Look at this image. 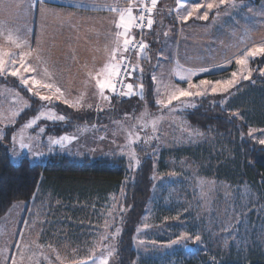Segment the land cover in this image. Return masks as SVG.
<instances>
[{"label": "rangeland", "instance_id": "rangeland-1", "mask_svg": "<svg viewBox=\"0 0 264 264\" xmlns=\"http://www.w3.org/2000/svg\"><path fill=\"white\" fill-rule=\"evenodd\" d=\"M253 1L235 0L237 5L246 4L247 7L226 9L224 17L212 21L211 32L210 26L206 27L207 35L211 37L205 39L203 46L211 47L214 56L222 50L223 57L232 58L231 63L215 68L210 74L215 75L214 78L208 75L207 80L215 82L231 78V73L241 67L235 64L232 54H241L247 47L264 42V14L261 11L264 0L257 4ZM28 3L29 0H0V21L5 24L17 21L16 12L19 8L23 12ZM240 13H245L247 21H239ZM213 14L215 17V12ZM252 17L260 19L259 24L251 21ZM220 21L221 31L217 28ZM135 31L133 28V35ZM170 61L169 79L179 80V76L188 74L189 71L182 69L175 59ZM246 67L253 70L255 82L243 81L227 105L221 106L224 94H219L214 100L208 99L207 106L217 103L224 109L234 122L238 141L246 140L253 146L260 145V130H264V77L258 71L264 67V60L260 57L249 60ZM202 74L198 72L193 77ZM198 79L195 84H199ZM163 80L155 82V107H150L149 102L139 96L124 104L120 103L123 99L120 97L105 101L99 91L76 89L74 85L68 90L61 89L64 93L61 100L49 104L28 93L19 80L17 83L22 90L2 82L0 143L4 142L5 136L9 137L7 151L14 164L22 158H27L30 163H44L55 154L78 159L122 158L128 178L134 176L129 171L132 152L140 161L150 157L153 164L155 160L147 204L132 236L137 254L135 264H185L198 257L218 263L241 260L249 263L250 257H263L264 204L247 181L229 170L233 156L231 145L228 146L222 134L211 129L202 132L184 116L185 111L195 108L184 107V104L198 107L204 104L205 98H182L183 103L173 102L175 111L163 109L156 104L157 99H167L156 95L157 88L167 89L168 85L161 83ZM171 87L165 92L166 96L176 87L181 88L180 85ZM37 90L45 95L52 94L47 89ZM206 96H214L210 88ZM65 98L75 106L64 104ZM234 111L242 113L243 119L232 117ZM51 113L64 115L66 120L49 121L47 116ZM21 115L24 116L22 121L19 120ZM37 116L40 119L35 124L24 127ZM39 127H44L46 132L39 134ZM250 129L255 139L249 138ZM13 135L16 136L15 144L12 143ZM64 135L77 139L65 141L62 147L49 142V137L59 139ZM136 136L141 139L136 141ZM22 140L31 149L21 148ZM13 149L18 155L13 154ZM154 149L156 156L151 155ZM41 189L38 185L30 204L14 203L0 218V264H12L13 254L17 264H75L89 260V257L95 258L97 264L105 258L108 264H114L116 228H120L118 197L108 193L69 205L51 194L42 195ZM237 221L240 222L238 227ZM197 231L201 232V243L181 238L182 233L191 235ZM105 236L109 239H104ZM177 240L179 243H172ZM17 241L21 243L20 248ZM5 256L8 257L6 261Z\"/></svg>", "mask_w": 264, "mask_h": 264}, {"label": "crops", "instance_id": "crops-1", "mask_svg": "<svg viewBox=\"0 0 264 264\" xmlns=\"http://www.w3.org/2000/svg\"><path fill=\"white\" fill-rule=\"evenodd\" d=\"M133 2L134 0H49L44 5L43 11L37 4L33 12L29 10L32 4V0H29L23 12L20 8L16 12L17 21H9L7 25L12 28L35 27L41 37V48L47 61L50 78L44 75L42 65V76L38 79L53 83L65 90L74 85L76 89L98 91L94 77L108 63L110 49L115 46L116 40L115 20L118 16L110 12L108 6L127 8L129 4H132L134 15H137L138 5ZM191 2L195 0H189L187 4L185 0H179V2L178 0H158L152 13L153 29L151 32L147 29L144 36L145 42L149 43L150 47L143 50V53L140 51L141 56L138 57L136 54L133 58V63L139 65L138 78L134 80V83H141L144 76L149 75L153 89H155L152 76L156 75L157 79H164L161 83L168 85L166 91L171 90V86L177 85L187 88V80L179 81L168 78L171 59H175L185 71L198 69L199 66L220 68L232 59L228 55L223 57L222 50L217 51L214 56L211 47L203 46L205 39L209 36L206 27L210 26L211 32L212 21L217 20L214 19L213 13L211 14L213 18L209 21L190 19L187 25H181L178 22V16L184 14V8L190 7ZM223 13L224 10L221 11L220 18L224 17ZM244 15L245 13L238 15L239 21H247ZM251 21L259 24L260 19L252 17ZM217 28L221 31V21L217 24ZM170 29L174 31H169ZM164 32H168L167 37L164 36ZM31 43L35 48V37L32 38ZM239 54V52L233 53L231 57ZM208 59L210 61H207ZM158 61L159 66L157 67ZM140 68L143 69L142 76ZM211 73L212 71L205 72L201 76L191 78L192 83L195 84V80L200 77L207 79L206 76ZM156 90L160 92L159 98H167L166 91L162 88Z\"/></svg>", "mask_w": 264, "mask_h": 264}, {"label": "trees", "instance_id": "trees-1", "mask_svg": "<svg viewBox=\"0 0 264 264\" xmlns=\"http://www.w3.org/2000/svg\"><path fill=\"white\" fill-rule=\"evenodd\" d=\"M259 1L254 0L253 3L257 4ZM214 76L212 74L209 77L214 78ZM2 82L21 89L17 79L13 77H2L0 83ZM142 83L144 84V100L149 102L150 107H155L150 76H144ZM203 98H205L202 102L204 104L185 111L186 120L202 132H209L211 129L227 139L233 154L229 161L231 166L229 170H232L233 175L247 181L258 194L260 202L264 204V183H261L264 178V146H250L246 140L238 141L236 137L238 132L228 113L217 103L207 106L208 99L214 100L216 97ZM131 99L123 98L120 103H127ZM23 118V115L19 116V120L22 121ZM8 140L9 137L4 138V142L0 143V218L14 203L30 204L34 201L38 185L42 186V195L51 194L69 205L76 201L83 203L91 200L92 197L97 199L108 193H114L119 199L118 217L121 229L115 241L114 264H135L137 254L133 247L132 236L147 204L152 183L153 164L150 157L142 158L138 166L140 170L134 173L133 178H128L122 158L83 157L78 159L55 154L49 156L44 163H30L27 158H22L14 164L10 161L7 151ZM125 181L127 185L122 189L121 186ZM128 206L132 208L121 211V207L128 209ZM248 261L249 263L244 260L218 263L203 261L198 257L185 264H264V256L250 257Z\"/></svg>", "mask_w": 264, "mask_h": 264}, {"label": "snow or ice", "instance_id": "snow-or-ice-1", "mask_svg": "<svg viewBox=\"0 0 264 264\" xmlns=\"http://www.w3.org/2000/svg\"><path fill=\"white\" fill-rule=\"evenodd\" d=\"M49 0H32V4L29 10H35V6L38 4L41 10H44V5L47 4ZM158 0H151V6H138L139 15H134L133 5L129 4L127 8H120L119 6L112 7L108 6V10L112 13L117 14L118 19L115 20V28L116 31V40L115 46L110 49V62L105 64L104 67L96 73L95 85L97 90L99 91L100 97L105 101H110L114 97L120 98H128L139 96L143 98L144 96V84L141 82L136 84L134 82H126V81H134L137 77V70L139 65H133L129 67L126 62V57L124 53L131 51L134 48H138L140 50H147L150 47L149 43H146L143 38L139 41L135 39L132 35V29H139L141 33L144 32L145 27L149 32L152 31L154 20L152 18L153 10L157 6ZM179 2V0H178ZM189 3V0H185V4ZM240 7L243 9L247 7L246 4L237 5L235 0H195V2L190 3V7L184 8V14L178 16V22L181 25H187V22L192 19L193 21H209L211 18V14L215 12L214 19L220 18V13L226 9H236ZM251 11V9H249ZM262 14H264V6H262ZM32 23L35 21L33 19ZM169 31H174V29H170ZM164 36H168V32H164ZM35 37L36 47H32V38ZM159 39V36H157ZM140 53H137L139 57ZM163 55V54H162ZM260 57L264 60V42L259 44H253L251 47H247L241 54L235 56V64L240 67L239 71H233L231 73V78L225 80H217L215 82L201 79L199 84L192 83V77L199 73L211 72L215 70V68H209L204 66H199L198 69L194 68L188 72V74L179 76L180 81L187 80L188 88H179L176 87L170 93L167 94V99H157L156 104L163 109H169L175 111V106L173 104L174 101L181 102L182 98H203L208 94V89L210 88L211 94L221 96V106L227 105L229 98L233 95L234 91H239V87L242 85L243 81H251L253 80V70L248 69L246 66L249 63V60ZM35 61V63L33 62ZM231 63V61H229ZM43 67V72L45 76H49L47 68V61L44 57L43 49L41 48V37L36 32L35 27L27 28L17 26L15 28L9 27L7 24L0 22V77H14L19 80L20 85H23L27 92L38 97L40 101H46L49 104L53 102V100L59 101L64 96L63 91L59 86L54 85L53 83L44 82L42 79H38L37 77L41 75V66ZM159 66V61L157 67ZM141 76L143 74V69H139ZM259 75L264 77V67L258 69ZM123 73V75H121ZM91 75V73L89 74ZM153 82H156V75L152 76ZM119 85V87H117ZM37 89H47L52 92L51 95L42 94L41 91ZM54 89V91H52ZM108 93V94H106ZM156 95L159 96L160 92L157 90ZM63 103L68 105L69 107H74L72 103L69 102L67 98L63 100ZM184 107H196L195 104H184ZM43 115V113H41ZM232 117H239L241 120L243 119L242 113L239 111H234L231 113ZM40 117L37 116L35 120L30 121L25 124L24 127H31L32 124L36 123V120H39ZM49 121H65L66 116L64 115H56L55 113H51L47 116ZM231 122V121H230ZM46 129L44 127H39V134H44ZM249 138L255 139L253 136V131L249 130ZM260 138L258 143L264 146V130H260ZM7 138L6 136L4 137ZM75 136H60L59 139H52L49 137V142L53 146H64L65 141H73L76 140ZM100 139H103L101 137ZM141 138L139 136L135 137L136 141H139ZM159 139V137H157ZM12 143H16V136H12ZM21 148H29L31 146L29 144L24 143L22 140L20 143ZM13 154L15 153V149H13ZM115 155V152L113 153ZM152 156H156L157 152L155 149L151 153ZM141 164L140 159H138L135 155V152L130 154L129 158V171L136 173L138 172L139 165ZM153 169H155V160H153ZM155 179V177H152ZM162 179V178H161ZM134 183V181H133ZM261 183H264V178H262ZM127 185V181L122 184V189ZM26 207V205H25ZM132 208V206H128V209H124L121 207V211H128ZM239 221H237V227L239 226ZM145 227H148L145 225ZM195 227V225H194ZM19 230V229H18ZM21 235H23L22 230ZM121 229L119 227L116 228V232L119 233ZM181 238L184 240L191 239L194 243H201V232L197 231L192 233L191 235L187 233H182ZM104 239H109L108 236H105ZM17 247H21V243L19 241L16 242ZM172 243H179V240L173 241ZM5 261L8 259L7 256L4 257ZM12 264H17L16 255L13 254L11 258ZM97 264V261L93 257H89V260L78 261L75 264ZM100 264H108V260L102 259Z\"/></svg>", "mask_w": 264, "mask_h": 264}, {"label": "built area", "instance_id": "built-area-1", "mask_svg": "<svg viewBox=\"0 0 264 264\" xmlns=\"http://www.w3.org/2000/svg\"><path fill=\"white\" fill-rule=\"evenodd\" d=\"M134 2L137 3L139 7H143L145 5L151 6V0H134ZM138 6H137V15H139ZM146 31H147L146 27L143 33H141L139 29H136L135 34L133 36L137 41H139L141 38L144 39ZM140 51H141L140 49L134 48L131 51L124 53L126 57V62L128 63L129 67L132 66L134 56ZM121 75H123V73H121ZM126 82H130V81H126ZM117 87H119V85H117Z\"/></svg>", "mask_w": 264, "mask_h": 264}]
</instances>
